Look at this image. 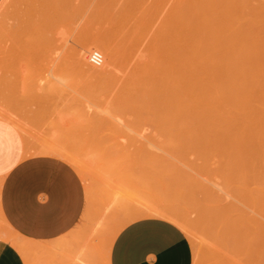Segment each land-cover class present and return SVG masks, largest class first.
I'll return each mask as SVG.
<instances>
[{"label":"rangeland","instance_id":"374dc122","mask_svg":"<svg viewBox=\"0 0 264 264\" xmlns=\"http://www.w3.org/2000/svg\"><path fill=\"white\" fill-rule=\"evenodd\" d=\"M239 6L204 25L180 0H67L40 32L0 37V119L19 129L26 158L81 177L85 229L100 247L160 217L186 233L193 264H264V0ZM235 34L238 52L208 53L219 40L228 52ZM93 50L108 63L93 66ZM3 218L0 235L30 247Z\"/></svg>","mask_w":264,"mask_h":264},{"label":"crops","instance_id":"0c3cea01","mask_svg":"<svg viewBox=\"0 0 264 264\" xmlns=\"http://www.w3.org/2000/svg\"><path fill=\"white\" fill-rule=\"evenodd\" d=\"M0 211L37 264H193L192 244L175 223L146 217L127 224L110 248L85 229L84 182L64 161L25 157L19 129L0 119ZM109 248V249H108ZM0 235V264H36Z\"/></svg>","mask_w":264,"mask_h":264},{"label":"bare ground","instance_id":"6f19581e","mask_svg":"<svg viewBox=\"0 0 264 264\" xmlns=\"http://www.w3.org/2000/svg\"><path fill=\"white\" fill-rule=\"evenodd\" d=\"M180 1L183 3V5L185 4V6H187L188 9L189 8L192 9L193 14L192 13L191 14L192 15L195 14L194 16L199 17V19L201 20V21L200 20L199 21L201 23H204V25H205V23L207 24L208 22L211 23L210 21H213L215 19L218 20L219 17L225 18V17H227L228 13H229V17H230V15L238 14L239 8H240V6H239L240 0H180ZM66 2H67V0H0V37L6 38V39H8V41L9 40L14 41L19 36L24 35L29 30H31V31L34 30L36 32H40V30L42 29L43 25L46 22V18L49 15V13L53 9H56L57 11L63 10V8L66 6ZM209 23H208V25H210ZM201 25H203V24H201ZM182 26H183L182 24L178 23L179 29ZM187 27H188V25L185 26L184 28L186 29ZM175 32H176V28H175ZM189 33L191 35V32L188 31V35H189ZM192 33H193V31H192ZM192 35L190 36V38H192V42L194 43L195 42L194 39H196L197 37L194 38V37H192ZM234 37H235V39L233 38V36H230V35H229V37H227L226 41L227 42L231 41L230 50H228V52L224 50V47L221 44L222 41L219 40V41H215L214 43L212 42L213 43L212 47H208L209 45H206L209 48L208 53L210 54L212 52L211 54H225V55L235 54L234 52H238V50L240 48L241 41H240V38L238 37L237 34H235ZM202 38L206 39V37H204V36ZM216 38L214 37V39H216ZM199 39L201 40V38H199ZM199 39L197 38V40H199ZM207 39H209V38H207ZM188 40H189V36H187L186 42L190 41V40L189 41ZM197 40H196V43L199 44L200 42L198 43ZM208 41H210V40H208ZM86 43H88V44L92 43L93 45L101 44L99 41L97 43L96 42H90V41H88ZM196 43H194V44L197 45ZM201 43H202V41H201ZM203 44H205V43H202V45ZM188 45H190V42L188 43ZM193 46L194 45H192V47ZM200 46H201V44H200ZM206 46L204 45V47H206ZM198 47H199V45L196 46V49ZM191 49H193V48H191ZM202 49L203 48L200 47V50L198 51V49H197V51L203 52L207 48L203 49V50ZM87 51H90V50H87ZM184 51L187 52L186 53L187 55L190 52V50H188V49H185ZM86 54H87V52H85L84 45L82 47H80L79 49H77L75 52L76 62L78 64H80L81 67H84L83 66V63H84L83 58H86V57H84ZM186 54H184V55H186ZM108 61H109V57L107 59H104L105 64H107ZM0 70L3 71V70H7V69H5V67H0ZM166 94H168V93H166ZM169 95H168V99H166L167 100L166 105L169 106V108H170V110H169L170 116H171V114H173V116H176V113H175L176 110H175V106H174V104H176V103H175L174 99H172V97H169ZM171 104H173V105H171ZM0 117L5 118L6 114L1 113V111H0ZM12 121L16 122L14 118H12ZM259 135H260V137H262V139H264V130H261ZM262 149H263V151H261V159H262V163L264 165V146L262 147ZM65 153H67V152H65ZM153 209L150 211L154 212L157 215L167 216V214L165 212L154 211ZM177 220H179V219H177ZM182 221H184V220H182ZM258 229H259L260 235L262 236V239H264V225L259 224ZM27 247L28 246H23V245L20 246V250L24 255H26V253H28L31 249L30 247H28V248Z\"/></svg>","mask_w":264,"mask_h":264},{"label":"built area","instance_id":"2783aa9c","mask_svg":"<svg viewBox=\"0 0 264 264\" xmlns=\"http://www.w3.org/2000/svg\"><path fill=\"white\" fill-rule=\"evenodd\" d=\"M89 61L93 66H102L104 61L102 52L99 50H93L89 55Z\"/></svg>","mask_w":264,"mask_h":264}]
</instances>
